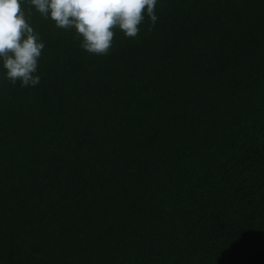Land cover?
I'll return each mask as SVG.
<instances>
[{
	"label": "trees",
	"instance_id": "16d2710c",
	"mask_svg": "<svg viewBox=\"0 0 264 264\" xmlns=\"http://www.w3.org/2000/svg\"><path fill=\"white\" fill-rule=\"evenodd\" d=\"M21 8L45 47L35 87L0 61V264H264V0H158L106 56Z\"/></svg>",
	"mask_w": 264,
	"mask_h": 264
},
{
	"label": "clouds",
	"instance_id": "9594fccd",
	"mask_svg": "<svg viewBox=\"0 0 264 264\" xmlns=\"http://www.w3.org/2000/svg\"><path fill=\"white\" fill-rule=\"evenodd\" d=\"M23 0H0V61L5 78L13 85L35 87V75L45 47L40 36L22 10ZM41 16L50 18L56 27L75 29L81 48L94 55H108L113 46L115 30L127 38L138 37L145 16L154 26L158 20V0H28ZM30 12V9H29ZM152 29L149 28V31Z\"/></svg>",
	"mask_w": 264,
	"mask_h": 264
}]
</instances>
